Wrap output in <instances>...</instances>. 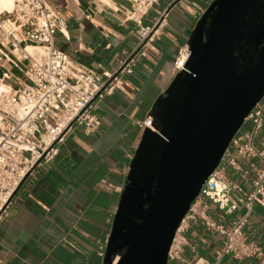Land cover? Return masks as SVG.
Returning <instances> with one entry per match:
<instances>
[{"label": "crops", "instance_id": "1", "mask_svg": "<svg viewBox=\"0 0 264 264\" xmlns=\"http://www.w3.org/2000/svg\"><path fill=\"white\" fill-rule=\"evenodd\" d=\"M215 0H181L156 4L144 18L145 26L168 9L161 34L140 59L123 86L92 110L101 121L98 132L83 127L70 132L58 156L36 167L15 193L7 214L0 219V264H105V253L115 216L155 168L163 142L141 126L167 134L178 109L177 96L167 91L177 76L174 63L180 48L201 46L200 25ZM65 28L55 36V47L67 54L78 70L100 77L116 72L139 46L137 27L125 19L128 0H47ZM4 54H9L6 50ZM10 58V56H9ZM21 69L25 62L19 63ZM12 75V84L24 82L22 71L0 55V78ZM246 121L241 131H250ZM264 147V127L256 141ZM243 187L246 183L231 174ZM233 214L210 204L208 215L229 226L246 214ZM247 237L264 248V207L255 205L245 227ZM187 238L197 256L221 264H262L257 258L235 259L221 253L223 237L202 220L191 223ZM186 256L193 258L187 250Z\"/></svg>", "mask_w": 264, "mask_h": 264}, {"label": "built area", "instance_id": "2", "mask_svg": "<svg viewBox=\"0 0 264 264\" xmlns=\"http://www.w3.org/2000/svg\"><path fill=\"white\" fill-rule=\"evenodd\" d=\"M128 1L131 7L125 19L136 25L140 43L104 81L89 71L78 70L70 57L55 47L56 33L65 28V21L56 16L47 0H14L11 12L0 7V55L22 71L26 79L13 85L9 72L0 78V219L7 214L15 193L36 167L58 156L70 132L77 127H83L88 135L98 132L101 121L93 114V108L123 86L124 76L132 74L140 59L147 56L149 46L160 36L168 9L152 26H145L143 20L156 4L167 0ZM168 1L173 6L181 0ZM29 48L34 49L33 52H29ZM5 50L9 54H4ZM191 55L189 46L180 48L174 63L177 73L191 74L187 68ZM21 62L26 63L24 69L19 66ZM246 121L251 122V130L240 129L231 140L219 166L181 221L167 264H221L198 257L197 246L187 238L186 232L197 220L223 237L222 255L235 259L257 258L264 264V248L245 233L254 206L264 207V147H256L264 127V97ZM141 126L159 134L164 142L168 141L154 128L152 118ZM210 204L227 214L240 208L247 212L225 226L208 215ZM187 250L192 259L186 256Z\"/></svg>", "mask_w": 264, "mask_h": 264}, {"label": "water", "instance_id": "3", "mask_svg": "<svg viewBox=\"0 0 264 264\" xmlns=\"http://www.w3.org/2000/svg\"><path fill=\"white\" fill-rule=\"evenodd\" d=\"M261 0H215L201 21V46L167 91L178 109L155 168L116 216L105 264H167L174 235L231 140L264 97V25L244 44ZM253 55L240 60L241 49ZM249 53V50L246 51Z\"/></svg>", "mask_w": 264, "mask_h": 264}, {"label": "flooded vegetation", "instance_id": "4", "mask_svg": "<svg viewBox=\"0 0 264 264\" xmlns=\"http://www.w3.org/2000/svg\"><path fill=\"white\" fill-rule=\"evenodd\" d=\"M262 25H264V0L257 4L254 12L249 17L248 25L243 34V38L246 40L244 44L251 43V37L258 33ZM247 50H249V53H246ZM252 52H254L253 48L245 47L241 49L238 53L240 60L243 61L244 58L251 56Z\"/></svg>", "mask_w": 264, "mask_h": 264}, {"label": "bare ground", "instance_id": "5", "mask_svg": "<svg viewBox=\"0 0 264 264\" xmlns=\"http://www.w3.org/2000/svg\"><path fill=\"white\" fill-rule=\"evenodd\" d=\"M0 7L2 8V10H4L5 12H11L13 7H14V0H0ZM34 49L29 48L28 51L29 52H33ZM123 251L116 253L113 259V264H117L118 261L121 259V257L123 256Z\"/></svg>", "mask_w": 264, "mask_h": 264}, {"label": "trees", "instance_id": "6", "mask_svg": "<svg viewBox=\"0 0 264 264\" xmlns=\"http://www.w3.org/2000/svg\"><path fill=\"white\" fill-rule=\"evenodd\" d=\"M252 55H253V52H252Z\"/></svg>", "mask_w": 264, "mask_h": 264}, {"label": "rangeland", "instance_id": "7", "mask_svg": "<svg viewBox=\"0 0 264 264\" xmlns=\"http://www.w3.org/2000/svg\"><path fill=\"white\" fill-rule=\"evenodd\" d=\"M251 39H252V37H251Z\"/></svg>", "mask_w": 264, "mask_h": 264}]
</instances>
